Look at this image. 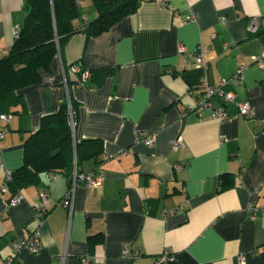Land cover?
I'll use <instances>...</instances> for the list:
<instances>
[{
  "label": "crops",
  "instance_id": "obj_1",
  "mask_svg": "<svg viewBox=\"0 0 264 264\" xmlns=\"http://www.w3.org/2000/svg\"><path fill=\"white\" fill-rule=\"evenodd\" d=\"M24 2L0 0V54L14 42ZM97 14L82 0L76 25ZM253 19L258 32L249 28ZM200 46L205 65L195 62ZM73 63L91 72L84 85L70 73L65 82ZM105 67L115 70L95 75ZM223 79L235 94L213 98L225 106L224 120L197 105L202 84ZM21 93L20 112L0 119V264L10 254L15 264H154L165 250L173 256L165 264H264V0H141L98 35L74 33ZM70 96L75 138L103 141L101 183H78L69 207L61 201L70 179L47 172L10 204L17 191L1 188L5 168L23 164L26 138ZM240 101L254 116L239 112ZM179 136L184 146L175 149ZM42 190L49 212L40 223L34 206ZM34 230L40 250L16 253L12 242ZM125 247L139 255H125Z\"/></svg>",
  "mask_w": 264,
  "mask_h": 264
},
{
  "label": "trees",
  "instance_id": "obj_2",
  "mask_svg": "<svg viewBox=\"0 0 264 264\" xmlns=\"http://www.w3.org/2000/svg\"><path fill=\"white\" fill-rule=\"evenodd\" d=\"M81 1L25 0L24 16L17 27L14 42L0 57V112H20L24 102L21 89L41 79L42 69L49 68L74 33L84 31L88 36L98 35L134 13L141 2L92 0L97 16L78 27ZM74 64L78 63L64 68L68 84L72 81L69 73L76 83L81 79V71L72 69ZM114 70L113 67L98 68L95 75ZM71 110L77 120L76 102L70 96L59 103L56 111L44 114L41 125L26 138L24 162L12 171L8 183L15 192L40 182L43 173H63L71 181L75 166L81 171H96L103 163V141L99 138L77 140L70 122Z\"/></svg>",
  "mask_w": 264,
  "mask_h": 264
},
{
  "label": "built area",
  "instance_id": "obj_3",
  "mask_svg": "<svg viewBox=\"0 0 264 264\" xmlns=\"http://www.w3.org/2000/svg\"><path fill=\"white\" fill-rule=\"evenodd\" d=\"M192 18H195V15H193ZM83 20H86V17H84ZM249 28L250 30L257 31L258 30V20L253 19L249 24ZM16 32H17V28L15 31V34ZM179 51H182V52L185 51V47L181 46L179 48ZM205 52H206V48L202 46H200L199 49L197 50L196 55H195V62L197 65L206 64ZM2 55L3 54H0V57ZM244 67L245 66L243 65L242 67L239 68L237 75L241 73ZM72 69L74 71H81V79L78 82V85H84L91 77V72L87 69L82 70L78 64H74L72 66ZM63 75H64V80L66 82L64 70H63ZM226 83H227L226 79L221 80V82L218 85H213V84L204 82L202 84V93L197 101V105L200 106L201 108L211 109L212 117L219 118L222 120L227 119L229 117V114L225 106L223 104L216 105L213 98L214 96L219 95L224 99L225 102L235 100L234 92L227 91L224 89V85ZM238 106H239V112L242 115L246 117L254 116L255 114L254 109L252 108V106L250 105L248 101H240L238 102ZM11 117H12L11 113L0 112V119L8 120ZM70 122H71L72 130L74 132L75 126H76V120L74 118V114L72 110L70 111ZM3 135H4L3 131L0 130V137H2ZM141 138L147 144H150V145L154 144V139L152 138L150 134H145ZM183 146H184V142L181 136H179L173 141V147L175 149L183 147ZM0 167H3V165L0 164ZM177 167L182 168L183 164H178ZM4 171H5V179H4V182L1 188L3 190H7L9 186L8 183L12 179V170L5 168ZM78 183H84L90 187L98 186L101 183V176L99 173H97L94 170L81 171L78 169L77 166H75L73 173H72V180H71L70 188L67 192V195L61 201L65 206H69V207L72 206L75 188ZM39 196H40V200L34 206V211H35L38 221L42 223L45 220L49 212V199H48V193L45 190H42ZM23 198H24V195L22 194V192L17 191L16 193L12 195L9 203L12 205L16 204L20 202ZM23 247L28 248L31 252H34V253L40 250L41 239H40L39 230H34L30 234V236L24 240H18V241L16 240L12 242V248L16 253L20 251L21 248ZM123 253L125 255L132 256V257L139 255L138 250L133 251L128 247H125L123 249ZM172 257H173L172 254H170L168 250H165L163 253H161L160 255L156 257L154 264H165L166 261L172 259ZM242 259H244L243 256H242ZM15 262H16V254H10L5 260L1 262V264H15Z\"/></svg>",
  "mask_w": 264,
  "mask_h": 264
}]
</instances>
